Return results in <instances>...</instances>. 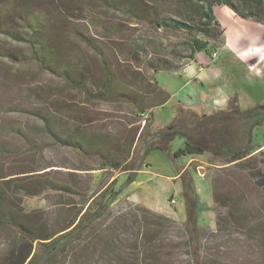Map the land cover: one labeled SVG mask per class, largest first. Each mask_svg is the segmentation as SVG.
<instances>
[{"label": "rangeland", "instance_id": "1", "mask_svg": "<svg viewBox=\"0 0 264 264\" xmlns=\"http://www.w3.org/2000/svg\"><path fill=\"white\" fill-rule=\"evenodd\" d=\"M13 1L0 0V15L12 6ZM57 1L60 6L45 8L41 21L53 20L67 47H73L78 51L75 54L88 62L92 83L99 82L100 55L88 48L79 35L77 40L78 33L92 39L102 49L109 64L116 63L120 70L130 73L140 70L150 82V89L158 85L169 98L163 107L152 110L151 119V114H138L127 103L86 100L83 94L67 87L62 79L30 61V55L26 64H13L0 56V175L33 169L38 172L58 170L66 181L69 172H79L84 177L85 172L76 169L86 167L88 160L70 147L56 144L48 134L41 132L43 121L25 112L34 105L27 98L25 89L57 85L61 89L58 98L65 104L62 113L67 119L79 116L86 121L90 118L89 130L108 134L114 140L118 136L127 137L134 128H138L139 133L145 125L148 128L133 145V180H129L128 173H112L111 179L117 177L115 189L122 188L114 209H124L128 203L141 204L164 216L168 214L181 224L185 220V202L179 175L185 170L183 179L191 175L198 197V221L203 227L202 249L215 253L225 264H264V61H261L264 58V24L240 18L226 6H215L213 10L224 30L225 43L213 59L204 52L195 54L194 61L204 68L206 78L199 83L184 75L190 62H179L180 66L184 65L179 72L154 71L144 62L132 58L134 49L141 59L144 56L157 59V42L163 40L164 47L170 51L182 40L181 34L157 31V27L137 15V11L154 6L153 0H123V3H130L129 11L121 9L123 4L118 6L121 0ZM2 47L24 49L25 46L10 43L0 33ZM253 48H257L256 52ZM167 51L161 54L170 57ZM156 98L155 94H149L147 103ZM202 105L209 112L198 113L196 108ZM19 123L20 132L2 128ZM170 125L185 132L194 144L202 146L204 154L174 158L173 153L184 143L179 134L167 144L166 151L147 149L144 153L142 146L152 137V132L160 135ZM247 143L253 151L248 159L238 164L226 163L216 155L232 152ZM246 165H252L248 166L251 171H259L261 184L250 177ZM215 194L226 196L229 199L227 205L215 206ZM20 202L27 212L33 210L49 218L59 214L57 197L49 192L23 197ZM230 208L236 209L235 213L232 211L240 224L222 222L220 229L215 221L216 210L226 217ZM18 240L16 229L0 228V264H9L6 257L13 242ZM185 251L183 248L178 252L181 262L188 257ZM60 260L65 264L63 257Z\"/></svg>", "mask_w": 264, "mask_h": 264}, {"label": "trees", "instance_id": "2", "mask_svg": "<svg viewBox=\"0 0 264 264\" xmlns=\"http://www.w3.org/2000/svg\"><path fill=\"white\" fill-rule=\"evenodd\" d=\"M46 1L50 3L14 0L0 15V33L10 43L22 44L27 50L2 47L0 56L13 64H26L30 55V61L62 79L67 87L83 94L86 100L127 103L138 114H151L149 118L152 119V110L163 107L169 94L158 85L150 89L149 81L140 70L130 73L120 70L116 63L109 64L102 49L92 39L78 33L75 38L78 40L79 35L88 48L100 55L99 82L92 83L88 62L75 54L78 51L73 47H67L54 21L42 23L41 13L45 8L60 6L57 0ZM119 2L122 3L118 6L123 4L124 7L121 9H131L128 1ZM153 5L137 11V15L157 27V31L182 35V40L170 51L164 47L163 40L157 42V59L147 56L141 59L133 49L132 58L144 62L154 71L179 72L184 67L179 62L187 64L199 52L211 59L213 55L218 56V50L225 43V34L215 16V6H226L240 18L264 24V0H153ZM38 6L41 10H37ZM162 51L169 52L170 57L163 56ZM25 90L29 101L34 103L25 112L43 121L41 132L48 134L56 144L70 147L88 162L86 167L76 169L84 171V177L79 172H69L68 181L61 178L58 170L38 172L29 169L0 175V228L10 226L16 229L19 237L6 257L9 264H59L62 257L65 264H225L215 253L202 249L203 227L198 221V197L191 175L183 179L185 170L179 175L185 202V220L181 224L141 204L128 203L124 209H114L122 188L115 189L117 177L111 179L112 173H128L129 180H133V145L136 138L148 130L146 125L140 133L134 128L127 137L118 136L113 140L108 134L89 130L90 118L86 121L79 116L67 119L62 113L65 104L58 98L61 96L59 86H35ZM149 94H155L157 98L147 103ZM228 109H231L230 105ZM20 126V123L9 124V128L5 125L2 128L20 132ZM152 133L142 146L144 153L147 149L166 151L167 144L178 134L184 138V143L173 153L174 158L205 152L185 132L172 125L160 135ZM252 151L253 147L247 143L232 152L216 155L226 163L238 164L248 159ZM248 166L252 165H246L250 177L258 182L261 179L259 171H251ZM48 192L55 194L58 200L56 217H44L39 212H27L22 208L21 198ZM213 201L215 206L224 207L229 199L215 194ZM232 210L236 212L230 208L226 217L216 210L217 226L221 227L222 222L240 224ZM183 248L188 257L181 262L178 252Z\"/></svg>", "mask_w": 264, "mask_h": 264}, {"label": "crops", "instance_id": "3", "mask_svg": "<svg viewBox=\"0 0 264 264\" xmlns=\"http://www.w3.org/2000/svg\"><path fill=\"white\" fill-rule=\"evenodd\" d=\"M221 7V6H219ZM215 13V12H214ZM217 18V17H216ZM225 48H227V43L225 45ZM259 48V46L257 47ZM257 48H253V51L257 50ZM256 52V51H255ZM258 61H260V59L258 58ZM261 61H264V58H261ZM199 68L201 69L199 71ZM185 76L189 79V80H192V81H196V82H199V83H202V81H204L206 78H204L205 76V71H204V68L200 67L197 62H195L194 60L191 61L188 65V68L185 69ZM203 85V84H202ZM215 93V92H214ZM235 95V92L233 91V93ZM231 92L229 93V95L231 96L232 95ZM228 95V93H227ZM212 98V96L210 97ZM198 109V113H201V114H206L208 110V108L205 106V105H202L200 108H196ZM189 111L192 113V111L188 110V109H183V111ZM177 177V176H175ZM130 200V199H129ZM131 201V200H130ZM134 202V201H133ZM174 204V203H172ZM158 213V212H157ZM166 217L170 218V216H168V214H165ZM172 219V218H171Z\"/></svg>", "mask_w": 264, "mask_h": 264}, {"label": "built area", "instance_id": "4", "mask_svg": "<svg viewBox=\"0 0 264 264\" xmlns=\"http://www.w3.org/2000/svg\"><path fill=\"white\" fill-rule=\"evenodd\" d=\"M214 56V58H215V55H213ZM175 201L174 200H171V203H174Z\"/></svg>", "mask_w": 264, "mask_h": 264}]
</instances>
